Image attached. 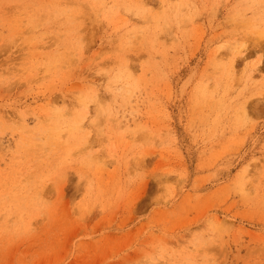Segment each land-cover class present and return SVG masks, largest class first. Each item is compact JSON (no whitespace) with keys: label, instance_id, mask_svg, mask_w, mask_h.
I'll use <instances>...</instances> for the list:
<instances>
[{"label":"rangeland","instance_id":"rangeland-1","mask_svg":"<svg viewBox=\"0 0 264 264\" xmlns=\"http://www.w3.org/2000/svg\"><path fill=\"white\" fill-rule=\"evenodd\" d=\"M0 264H264V0H0Z\"/></svg>","mask_w":264,"mask_h":264}]
</instances>
